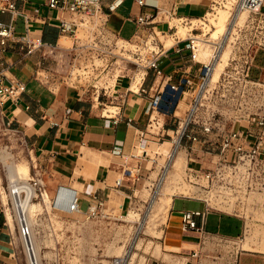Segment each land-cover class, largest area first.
<instances>
[{
  "label": "built area",
  "instance_id": "built-area-1",
  "mask_svg": "<svg viewBox=\"0 0 264 264\" xmlns=\"http://www.w3.org/2000/svg\"><path fill=\"white\" fill-rule=\"evenodd\" d=\"M135 1L141 8L156 12H143L136 19L132 37L120 38L126 43L133 42L128 58L112 50L110 43L114 36L108 33V12L102 0H44V6L57 12L54 26L58 36L73 42L72 49L79 51L77 56L89 54L87 60H93L94 64L95 61L108 64L111 58H116L111 85L85 83L83 87L100 92L107 102L116 83L128 79L127 94L149 99L148 124L137 134V153L133 157L144 160L153 144L167 139L173 149L186 154L183 182L192 184L196 191L183 196L199 203L201 208L181 211L179 228L184 237L194 241H188L189 247L181 244L180 252L170 251L173 260L162 264H241L243 255L257 254L264 258L262 249H253L264 238V220L259 217L264 211V0H207L205 14L197 19L178 16L175 6L166 30L158 29L154 22L159 12L156 6H150L147 0ZM30 3V0H0V13L10 15L9 22L0 21L1 104L7 99L20 101L27 89L24 82L9 77L4 54L15 53L19 60L41 56L44 64L54 50L65 49L58 40L48 43L35 28L34 19L26 10ZM222 9L232 19L238 13H247V18L243 23L230 21L228 28L214 38L216 26L207 17ZM64 14L68 18L62 17ZM19 18L23 19L22 30ZM162 38H170L173 43L167 47ZM170 52L182 56V64L165 71L160 61L169 58ZM128 64L132 65L130 69ZM150 74L154 76V84L159 78L161 82L147 88ZM182 104L186 107L183 117ZM167 157L160 169L157 188L173 159L172 153ZM128 163L129 158L125 157L124 164ZM145 169L151 170L147 164ZM137 170L138 167L125 168L116 187L123 186L125 177H137ZM82 201L80 191L67 189L54 209L64 212L69 208L72 213H83L93 219L110 216L108 197L98 192L90 194L85 210ZM129 201L131 206L133 197ZM215 215L219 220L227 216L233 226L226 230L217 222L209 228L210 217ZM21 232L30 236L26 224ZM126 257L127 254L116 258L112 264H132Z\"/></svg>",
  "mask_w": 264,
  "mask_h": 264
},
{
  "label": "crops",
  "instance_id": "crops-1",
  "mask_svg": "<svg viewBox=\"0 0 264 264\" xmlns=\"http://www.w3.org/2000/svg\"><path fill=\"white\" fill-rule=\"evenodd\" d=\"M118 1L102 0L108 12V33L110 36L129 39L135 33L136 19L145 11L151 14L156 11L141 8L135 0H125L117 5ZM30 2L26 10L34 19L35 28L42 32L48 43L54 44L57 40L60 42L62 37L58 36V29L54 26L57 12L47 9L44 0ZM147 3L159 9L154 22L158 29L166 30L169 20L160 19L159 1L147 0ZM111 6H115L113 10H109ZM175 6L178 16L201 17L207 10L208 1L171 0L168 4L170 11ZM62 17L68 18V14ZM9 20V14L0 13V21ZM18 25L19 30H22V18H19ZM181 57L170 52L169 58L161 59L160 66L163 70L170 71L182 64ZM4 59L9 64V77L24 82L27 89L18 102L10 99L2 104L0 102V125L17 129L31 150L55 161L63 176L72 183L77 180L83 186L80 191L82 204L87 206L89 195L98 192L101 196L108 197L109 204L114 196L124 205V212L130 206L129 197H134L137 186L148 174L146 163L133 156L137 153V134L148 124L149 99L139 94H127L129 80L120 79L109 92V101L104 102L105 97L100 92L88 86L83 87L85 84L66 86L50 82L48 78L51 73L43 67L41 56L19 60L17 54L8 52L4 54ZM154 81V76L150 74L146 87L151 88ZM160 82V78L157 79L154 86ZM165 144L171 143L165 142L162 146ZM125 157L129 158L127 165L124 164ZM155 162L154 158L149 159V167ZM136 167L137 177H125L123 186L117 188L116 181L123 177L124 169ZM175 204L176 200H173L169 221L163 230L165 239L170 234L184 238L179 228L180 223L173 222ZM217 222H220L222 228L233 226V221L226 217L220 220L217 218ZM13 242L12 227L0 192V264H18ZM181 244L184 247L191 245L181 239L178 245L165 246Z\"/></svg>",
  "mask_w": 264,
  "mask_h": 264
},
{
  "label": "rangeland",
  "instance_id": "rangeland-1",
  "mask_svg": "<svg viewBox=\"0 0 264 264\" xmlns=\"http://www.w3.org/2000/svg\"><path fill=\"white\" fill-rule=\"evenodd\" d=\"M157 1H159L157 4L161 9L160 19L169 20L170 10L168 4L171 0ZM218 11L208 15L207 21L211 25H214L213 22L217 21L218 13L221 10ZM245 16L247 18V13H245ZM230 20H232V17L229 13ZM172 21L178 24L176 20ZM180 32L182 36L185 35V31L182 29ZM218 32L220 33V31ZM162 39L166 43L167 41L170 42L169 44L173 43L170 38ZM132 43H126L120 38L112 37L110 45H112L115 54L128 58L131 54L129 50L132 48ZM60 46L65 47V49L54 50V53L48 55L44 60L43 67L51 73L48 78L50 82L63 83L66 86H73L77 83L105 86L106 83H109V85L113 83L110 77L115 67L112 64L116 61V58H111L108 64L100 61H95L96 64H94L93 60H87L89 54L77 56L76 54L79 51L76 52L72 49L73 42L69 39L62 38ZM128 67L130 69L132 65L128 64ZM44 76L46 77V75ZM74 76H78V78H72ZM185 110L186 107L182 104L180 108L182 117ZM165 142L171 143V140L167 139L158 144H153L149 148L148 157L143 161L148 167L149 159L154 158L156 162L149 167L151 170H148L147 177L137 186L132 205L127 206L123 212L121 211L122 203H119L113 196L108 210L110 216L104 219H93L88 218L83 213L59 212L54 209V206L58 207V203L45 202L44 192L48 193L54 201L56 195L63 194V191L67 189L81 191L83 186L78 184L77 180L72 183L63 176L55 161L31 150L22 140L17 129L9 128L4 124L0 125V192L9 224L12 227L13 246L18 264H29V261L20 234L14 198L10 191L13 184L9 178L10 165H27L30 169V175L25 177V180H21L22 185L20 186L31 184L34 195H31V190L25 187L21 190L19 199L26 201L29 197V200L37 205L34 209L31 231L35 235L39 247V259L42 264H112L116 258L125 254L134 257L132 264H150L152 261H154V264L157 262L162 264V262L172 261V253L167 251L170 248H166V244L178 245L181 239L194 240L186 237L181 238L179 235L174 234H170L168 239H165V231L163 232V230H165L167 221H169L168 218L173 203L168 213H160L157 210L160 195H156L160 169L166 163L167 156L173 149L172 144L162 146ZM180 158L182 168L178 171L170 169L176 174V187H178L173 190L171 196L173 200H176L173 218L175 224L182 221L181 211L201 208L199 203L184 198L183 195H187L189 191L186 193L185 189H180L187 185L183 182L184 169L187 163L186 154L183 151L180 153ZM60 186L63 187L58 189ZM82 208L85 210L86 205L83 204ZM66 209L68 210V208ZM259 217L264 220V211L259 213ZM217 218V215L210 217L209 228L216 224ZM140 226L142 229L139 231ZM228 227L224 226V229H230ZM161 234L162 238H160ZM185 247L189 246L185 245ZM253 249L264 251V238L262 244L259 247H253ZM263 261L264 258L257 254L243 255L241 264H263Z\"/></svg>",
  "mask_w": 264,
  "mask_h": 264
},
{
  "label": "bare ground",
  "instance_id": "bare-ground-1",
  "mask_svg": "<svg viewBox=\"0 0 264 264\" xmlns=\"http://www.w3.org/2000/svg\"><path fill=\"white\" fill-rule=\"evenodd\" d=\"M119 2H120V0L117 2V5ZM245 17H246L245 13H238L230 21H238L239 23H243L246 20ZM194 19H197V18H194ZM230 21H229V12L225 9H222L218 13L217 21H214V22L212 21L214 23V25L217 26L216 31H214L212 33V37L215 38V37L219 36L221 33H223L228 28V24ZM218 31H220V33ZM217 33H219V34H217ZM171 44L166 43V46L169 47V46H171ZM62 48H65V47H62ZM217 77H218V72L215 74L214 78L216 79ZM72 78H77V77L74 76ZM170 153H172L173 159H171V162L167 166V171H166L164 178H163L164 180L162 179L161 183L159 184L160 187H158L159 189L157 188L158 191H156V195H160V198H159L160 203L157 206V210L160 213H165V214L168 213V211L171 208V205L173 203V198L171 197L173 194V190H175V188H178V187H176L177 186V183H176L177 177H175L176 174L173 173V171H171L170 169L172 168V169H174V171H178L179 169L182 168V165H181L182 160L180 158L181 151L179 152V151H177V149L176 150L173 149V150H171ZM186 165H187V163H186ZM185 169H186V167H185ZM185 169H184V171H185ZM29 175H30V169L27 165H10L9 166V178H10L11 182L13 183L10 191H11L12 197L14 198V207L16 210L19 229H20L22 240L24 242L26 252H27L29 264H42L40 262V259H39V257H40L39 256V247L37 245L35 235L31 231V227L33 225L34 209H35V207H37V205L33 204L29 200V197L26 201H23L21 198L19 199V195L21 194V190L25 187L28 188L29 190H31V192H30L31 195L32 194L34 195V192H32V185L31 184H28L27 186H24V185L20 186V185H22L21 180H25V177H27ZM61 187H63V186L58 187V189H61ZM180 189H185L186 193L189 191L188 194H192V192L196 191V188H194V186L192 184H187L185 187H182ZM61 196H62V194L56 195L54 201H52V199L49 197V194L44 192V200H45V202L50 203V204L52 202L58 203L61 199ZM154 198H156V197H154ZM65 211L71 212V210L69 208H68V210L65 208ZM131 220H132V218H131ZM25 224L28 226V228L30 230V236H23V234L21 232V228ZM142 225L143 224L141 223V226ZM141 226L138 229L139 231L142 229ZM165 247L170 248V250H167V251H172V252H180V250H181V248L179 246H173V247L165 246ZM126 258H127V260H129V258H130L129 261H130V263H132V260L134 257L132 258L131 256H127Z\"/></svg>",
  "mask_w": 264,
  "mask_h": 264
}]
</instances>
